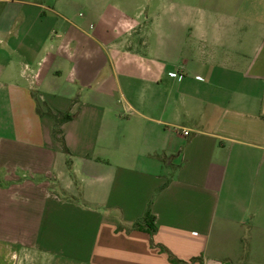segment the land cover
<instances>
[{"label": "crops", "instance_id": "0c3cea01", "mask_svg": "<svg viewBox=\"0 0 264 264\" xmlns=\"http://www.w3.org/2000/svg\"><path fill=\"white\" fill-rule=\"evenodd\" d=\"M0 264H264V0H0Z\"/></svg>", "mask_w": 264, "mask_h": 264}, {"label": "trees", "instance_id": "16d2710c", "mask_svg": "<svg viewBox=\"0 0 264 264\" xmlns=\"http://www.w3.org/2000/svg\"><path fill=\"white\" fill-rule=\"evenodd\" d=\"M40 115H43V113L38 110ZM47 116L51 117L54 121V130H53V136L54 138L61 142L62 144V148H63V152L66 155H70L69 150L67 149L66 145H65V140L63 137V132L61 130V126L66 123L69 122L73 119V116H71L69 113H52L51 111H48L46 113ZM151 220L150 214H147L145 217V220ZM148 226V231L151 235H153L156 232V227H154L153 225H151L150 223L147 224ZM137 228H140L139 225H136ZM164 252H167L165 249H163ZM170 258L172 259V256L170 255Z\"/></svg>", "mask_w": 264, "mask_h": 264}, {"label": "built area", "instance_id": "2783aa9c", "mask_svg": "<svg viewBox=\"0 0 264 264\" xmlns=\"http://www.w3.org/2000/svg\"><path fill=\"white\" fill-rule=\"evenodd\" d=\"M169 76L171 77V78H178L179 80L182 78V76L180 75V74H178V73H170L169 74ZM185 136H188L189 135V133L187 132V131H185L184 133H183Z\"/></svg>", "mask_w": 264, "mask_h": 264}, {"label": "rangeland", "instance_id": "374dc122", "mask_svg": "<svg viewBox=\"0 0 264 264\" xmlns=\"http://www.w3.org/2000/svg\"><path fill=\"white\" fill-rule=\"evenodd\" d=\"M147 4V3H146ZM148 5V4H147Z\"/></svg>", "mask_w": 264, "mask_h": 264}]
</instances>
